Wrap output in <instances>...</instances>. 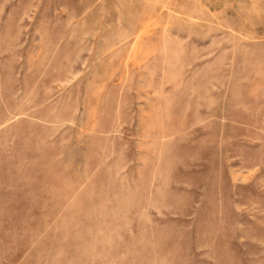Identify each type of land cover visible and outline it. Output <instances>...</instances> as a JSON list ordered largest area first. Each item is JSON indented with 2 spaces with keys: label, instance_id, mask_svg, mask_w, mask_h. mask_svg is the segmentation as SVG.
<instances>
[{
  "label": "rangeland",
  "instance_id": "374dc122",
  "mask_svg": "<svg viewBox=\"0 0 264 264\" xmlns=\"http://www.w3.org/2000/svg\"><path fill=\"white\" fill-rule=\"evenodd\" d=\"M0 264H264V0H0Z\"/></svg>",
  "mask_w": 264,
  "mask_h": 264
}]
</instances>
